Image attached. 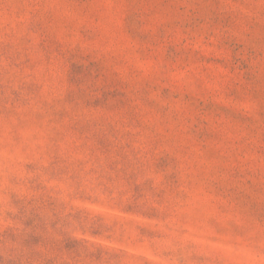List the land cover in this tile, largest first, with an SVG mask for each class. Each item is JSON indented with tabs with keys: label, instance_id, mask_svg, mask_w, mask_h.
Masks as SVG:
<instances>
[{
	"label": "rangeland",
	"instance_id": "374dc122",
	"mask_svg": "<svg viewBox=\"0 0 264 264\" xmlns=\"http://www.w3.org/2000/svg\"><path fill=\"white\" fill-rule=\"evenodd\" d=\"M0 264H264V0H0Z\"/></svg>",
	"mask_w": 264,
	"mask_h": 264
}]
</instances>
